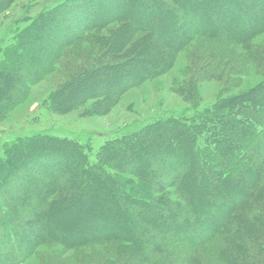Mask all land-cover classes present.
<instances>
[{
  "label": "trees",
  "instance_id": "trees-1",
  "mask_svg": "<svg viewBox=\"0 0 264 264\" xmlns=\"http://www.w3.org/2000/svg\"><path fill=\"white\" fill-rule=\"evenodd\" d=\"M45 5L34 17L23 18L28 23L23 28L9 32L0 60V86L7 93L0 96V118L59 61L65 81L45 102L63 113L92 100L89 113H105L128 89L167 72L195 38L211 43L191 57V73L215 77L225 48L233 44L240 51L227 61L232 74L250 63L262 81L193 114L173 113L121 129L95 153L76 138L46 132L5 140L0 198L6 200L7 187L26 178L42 182L29 187L21 202L17 194L14 206L0 207V215L11 210L17 221L0 224V252L10 242L20 247L10 264L32 254L40 264H64L34 252L41 245L79 250L101 243L122 249L113 261L88 264H264V40L253 41L264 35V0H58ZM69 16L80 26L74 35L75 25L62 24ZM166 23L174 31L168 32ZM51 31H61L63 41L46 48L29 41ZM70 45L75 52L66 53ZM31 60L28 74L25 64ZM184 91L181 95L194 104L193 94Z\"/></svg>",
  "mask_w": 264,
  "mask_h": 264
},
{
  "label": "rangeland",
  "instance_id": "rangeland-1",
  "mask_svg": "<svg viewBox=\"0 0 264 264\" xmlns=\"http://www.w3.org/2000/svg\"><path fill=\"white\" fill-rule=\"evenodd\" d=\"M55 1L58 0H8L2 2L3 6L0 5V60L4 49L10 44L12 35L9 32L11 28H23L27 23L23 20L24 17H34L44 9L46 3H54ZM5 6L6 9L1 11V8ZM257 14L259 13L257 12ZM143 18L145 19V17ZM63 21L64 27H68V23V25L72 26L78 22L71 16ZM179 23H182L181 19H179ZM79 27V25H75L73 35L80 31ZM165 28L168 32L174 31V28L168 26L167 23ZM93 33V31H89L88 34L92 35ZM100 33L106 35L108 31L107 29L101 30ZM63 38L61 31H51L36 40L32 39L29 41L33 46L40 42L41 46L46 48L49 43L63 41ZM263 40L264 35H259L253 39L255 43ZM210 43L203 41L201 38H195L185 49L177 53L171 68L167 72L147 79L140 85L128 89L119 96L118 102L110 110L98 114L89 113L93 105L92 100H88L83 105L63 113L55 112L45 102L50 93L56 90L61 82L65 81L66 77L64 78L60 68V65L64 62L59 61L52 71L39 80L31 82L24 99L0 118V148L5 140H12L18 135L46 132L51 135L76 138L83 143H87L90 151L95 153L104 144L103 142L106 138L119 134L121 129H136L150 122L153 118L171 116L173 113L193 114V112H198L202 108L214 104L220 98H228L246 92L262 81L261 74L254 67V64L250 63L245 66L244 69L246 70L240 74H232L231 68H233V64H231V61H227L234 56L235 51H240V48L233 44V46L229 45L228 48H225L226 58L222 61L224 64L216 69L217 75L215 77H203L202 75L198 76L195 73H191V57L195 56L196 53L204 52L210 46ZM85 45V43L81 42L80 46L82 47L80 48L82 50L86 49ZM206 45L209 46L206 47ZM65 50L66 53L75 52V46L70 45ZM142 54L144 55V53ZM32 56L33 58H39V55L35 53ZM61 60H64V57ZM32 61L25 64L26 73L28 74L32 71ZM205 75L208 74L205 72ZM181 90H186V94H193L195 103L187 101L185 96L181 95L185 91ZM98 91L97 89L95 90L96 93ZM4 94L7 93L1 85L0 96ZM10 99L5 95V102ZM137 159L140 162V158L138 157ZM24 180V184H19V186L12 184L13 186L9 185L7 187L8 191L5 193L7 198L6 200L0 198V207L2 204L14 206L17 194H20L17 200L21 202L29 187L36 185L39 187L42 183L36 178L31 180L26 178ZM26 208L32 216L36 213L35 210L31 211L32 207L30 204H27ZM7 209V207L3 208L2 211ZM6 212L7 216L0 215V224L4 223L9 226L11 222L16 221V216L11 210ZM7 226L4 231H7ZM31 230L34 234L39 232L35 224L32 225ZM1 233L0 236L2 235ZM1 238L3 237L1 236ZM18 246V242L17 244L10 242L7 251L5 253L0 252V263L6 262L10 264L12 255L20 252V247ZM205 246L209 245L206 244ZM209 247L207 249L216 252V248L213 245ZM119 249H122L121 245L111 243L91 245L79 250H69L58 245H41L37 247L34 253L43 252V254L52 257L56 262L57 260H62L64 264H79L77 262L88 264L113 261L115 259V251ZM77 258L83 260H78ZM20 264H40V258L32 254Z\"/></svg>",
  "mask_w": 264,
  "mask_h": 264
}]
</instances>
